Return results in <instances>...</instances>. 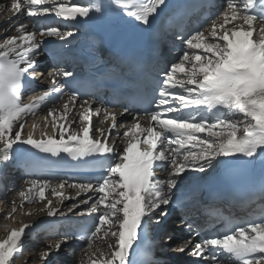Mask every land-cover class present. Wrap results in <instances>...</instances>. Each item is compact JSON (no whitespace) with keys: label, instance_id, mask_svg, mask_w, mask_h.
I'll return each instance as SVG.
<instances>
[{"label":"snow or ice","instance_id":"1","mask_svg":"<svg viewBox=\"0 0 264 264\" xmlns=\"http://www.w3.org/2000/svg\"><path fill=\"white\" fill-rule=\"evenodd\" d=\"M112 2L125 15L144 25L166 6V0ZM5 11L11 16L4 31L14 30L17 35H5L0 42V166L11 162L14 146L19 145H29L52 156L66 153L85 163L89 162L88 157H104L109 161H94L106 169V175L96 185H68L79 189L77 197L81 192L96 194L95 199L89 195L80 200L85 205L93 202L79 215L101 213L95 225L85 229L91 249L85 250L86 264H135L132 257L146 218L154 217L158 224L160 217L167 216L166 206L172 202L173 190L186 170L205 172L219 164L221 157L264 156V0H227L224 10L207 29L201 27L186 38L180 37L185 51L164 73L154 101L158 110L147 113V127L133 117L135 122L123 133L127 142L120 153L108 143L111 129L117 127V114L107 108L94 110L97 115L103 111L105 118L110 119L107 136L104 129H92L93 109L87 100L80 104L83 111L78 119L69 122L70 105L75 107L77 94L75 91L65 94L56 73H48L51 87L47 91L33 96L29 103L22 102L26 83L36 75L34 56L41 47V38L55 36L65 40L73 35L58 27H44L41 21L51 14L65 21L90 18L93 12H103L100 0L89 4L74 0H10V7L0 4V13ZM22 13L31 20L32 30L26 23L12 25V18ZM59 74L66 78L73 75L67 71ZM50 93L61 98L67 95L59 120L52 109L45 117V120L52 118V127L59 138H44L46 133L41 139H35L32 133L22 137L26 121H19L35 114ZM186 109H192L196 115H185ZM80 122H87L82 135L69 131ZM93 131L99 132L102 139L91 138ZM201 133L207 135L202 137ZM161 165L167 166L162 170L170 169L167 180L155 176ZM64 188V182L53 185L48 179H33L19 195L27 203L43 202L46 190L50 189L63 199ZM12 204L11 211L5 214L7 219L14 218L18 210L16 202ZM51 205L52 200L47 199L45 208L49 217L64 215ZM77 206L74 203L69 212ZM33 227L20 222L19 228L7 230L6 238L0 239V264H15L23 251V239ZM188 231V236L173 249L176 253L190 250L191 255L205 264H221L222 257L234 264H264V212L257 219L230 224L225 232L199 241L196 237L200 233L191 224ZM67 240L64 236L50 242L39 253L40 258L47 262ZM106 240L111 242L105 243ZM81 264L85 262L82 260ZM148 264L155 261L149 259Z\"/></svg>","mask_w":264,"mask_h":264},{"label":"bare ground","instance_id":"2","mask_svg":"<svg viewBox=\"0 0 264 264\" xmlns=\"http://www.w3.org/2000/svg\"><path fill=\"white\" fill-rule=\"evenodd\" d=\"M0 4L5 5L6 7H10V0H0ZM227 4V0H220V3L215 7L214 10H212L210 13H204L202 16H200L199 19L197 20H193L192 22H190L186 28V32L183 35H177L174 36V41H172L171 43H169L166 48H165V53L168 54V56L170 55V57L164 62L166 64V69L165 71L162 72V74H164L167 70L168 67L171 66L172 63L176 62L174 56L178 54V52L180 50H182L181 48L184 46L183 44V40L180 37H188L191 33H193L195 30L203 27L205 29H207L209 27V25L211 24L212 20L215 19L216 15L223 11L224 8L226 7ZM225 5V7H223ZM11 16L10 12L5 11L4 13H0V42H2V38L3 36L7 35V36H12V35H17V33L14 30H9L7 32H5L4 30L6 28L9 27L8 23L5 24L4 22H6L8 20V17ZM12 25H17L20 23H26L29 26V30H32V22L28 20L26 14L22 13L19 16L13 17L12 21H11ZM42 41L44 40H50L52 39L49 36H45L41 38ZM53 52V50H49L47 48L40 47V49L38 50V52L36 53V55L34 56V59L36 60V65H39V71L40 72H45L47 75V78L51 80V78L48 76V73L52 72V73H56V80L58 82L59 78L61 77V75L59 73H63L65 72V68H61L59 61L55 60V61H51L49 59V55ZM163 66V65H160ZM159 69H163V67H159ZM161 73V72H160ZM45 90L44 87L40 86L39 89L36 91L37 94L43 92ZM107 96H104V99H87V101L89 102V104L91 105L92 109H93V113H94V118H95V122L92 126V129H107L109 127L110 124V119H106L105 118V114L103 111H101L98 115L95 114V109H108V100L106 99ZM85 101V100H83ZM83 101L81 102H77L75 107L72 108V106L70 105V111H69V115H68V121L70 122L71 120H76L78 119V114L83 111V109H81L80 104L83 103ZM67 102V98L58 104H53V105H48V106H44L42 107V109L38 110L35 112V114H28L27 116H24L21 118V120L19 122H28L29 124L26 125L24 127V130L22 132V137H27V135L29 133H33V125H36L35 129L38 128L43 132H46L48 134H52L54 136L59 137V133L54 130V128L52 127L53 124V120L51 117H48L47 120H45V117H47L48 115V111L49 109L54 110L57 113V120H59V113H61L63 111V104ZM111 112H114L117 114L116 119L118 120V128L121 130L122 135L120 136H113L111 140L108 141V143L110 145H112L113 143H115L114 148L116 150L121 151L124 146L126 145L127 142V138H125L123 136V133L135 122L133 120V117H136L137 119H139L142 123V125L144 127L148 126V119L147 116L140 114V113H129L127 115H124L122 117L121 114L123 113L122 110H110ZM87 124V122H80L77 123L75 125H73L69 131H73V132H77V130L79 129L82 132L83 127ZM99 132H95L93 131L92 133H90L91 137H95V135H98ZM65 138H67V133H65ZM198 150V149H197ZM166 165H161L160 167H157V171L159 174L163 175V179L167 180L168 176H169V170H162L164 168H166ZM214 169V167L207 169L205 172H199V171H195L192 169H188L186 170V172L184 174H182L181 178L178 180V184L177 187L173 190V198H172V202L166 207V211L167 213H169V210H171V208H173V210H176L177 207L179 206V204L181 203L182 200L186 199V200H190V215L188 217H186L183 221H181L178 224L179 229H181L182 231L180 232H174L172 231L173 228V224H172V217H170V219L168 220L167 223L164 222V219L166 216L160 217V223H155V218H146V224L149 225V229L152 227H158L160 224H163L164 226V232L161 235L159 244H156L154 249H155V254L158 257H161L164 259V261H162L160 264H205V262H203L202 260L197 259L195 256L191 255L190 250L189 251H185L183 254L177 253L175 251H173L174 254L178 255V257H181L180 262H170L168 260L169 258V252L164 251L167 247L166 245L168 244L166 242V240L171 241V239L169 238L170 234H172V236H174L173 239H175V243L177 244L178 242H180L181 240L185 239L187 237V234L185 232V226L188 227L190 224L194 227V229L196 231H202L201 230V224L206 220L208 221H212L208 218V216H206L204 214V211L207 210L209 207L208 205H205L204 203V198L199 194V193H195L194 195H192V190H191V185L194 183V179L200 178L205 174H208L210 172H212ZM33 180V179H32ZM31 180H29L28 178H25L24 176H22L21 174H13V177L7 178L6 179V195L4 197H0V239H4L6 238V234H7V230L9 228H19L20 227V222L26 223V224H31V225H39L41 226V223L44 222V220H49L52 217H49L47 214V210L46 212L43 213H39L37 218H33V219H27L25 218V214L29 211H31L33 207L39 206L38 204L40 203H44L47 201V199L50 200H55L56 204H52L51 206L55 209L58 210L59 212H63L64 215L66 217L67 220L64 221L63 225L61 226V228L63 229L62 231L59 230H49V229H44L41 230L39 234H37L36 236L33 237H29V238H25L23 240V251H25V255H31V259H39L40 255H39V251L36 252L34 254H32L31 251V247H29L28 245H25L24 243L26 242V239H38V237L40 238L39 242L42 240H47L45 242L46 246L51 242L54 243L57 240H62V238L64 236L68 237V240L66 243L62 244L61 249L58 252H53V255L48 259L49 261H52L53 259H55V264H62L63 262V254H69V255H73L75 253V247L73 246V244H80L81 240H79L73 233L72 230L75 229V226L78 225V223H82L84 222V217L89 215L88 213L85 212L84 215H79L78 213L83 212V211H72L70 213H67V211H69V208L72 207L71 206H66L68 203H66V199L67 197H77V192L79 191L78 188H73V187H68V185H72L71 183H68L66 181H60V182H64L65 183V188L62 189L61 191L64 192V194L66 196V198H60L58 196H55L51 193L50 189H47L45 192L46 195V200L43 202L40 201H35L32 203H24V201L22 200V198L20 197L19 193L23 190H25L28 187V184ZM59 182H54L52 183L53 185L58 184ZM79 185V183H76ZM84 193L86 192H81L80 194L84 195ZM91 195L93 196V198L95 199L96 194L95 193H91ZM12 201L16 202V206H17V212L14 214V218L12 219H7L5 218V214L10 212L13 204ZM264 203V201L262 202ZM23 204V207H20V205ZM82 204V203H80ZM62 206L61 209H59V206ZM78 207V206H77ZM169 209V210H168ZM76 210V209H75ZM41 212V211H40ZM262 210H253L249 212V215L246 218H242L241 221H247L249 219H255L257 217H259L262 214ZM219 213V211L214 210L212 214L217 215ZM101 214V213H99ZM156 215H159V211L157 210ZM168 215V214H167ZM53 217H62L61 215L57 214ZM164 222V223H162ZM188 223V224H186ZM222 222H217V226L221 225ZM58 232V233H57ZM150 236V234H148ZM147 232H144L141 235V239L145 240L148 237ZM42 239V240H41ZM25 241V242H24ZM153 242L157 241L156 239L153 238L152 240ZM28 242V241H27ZM111 242L110 240H106L105 243ZM84 243V242H83ZM99 243V242H97ZM31 244V243H30ZM33 244V243H32ZM44 244V243H43ZM88 246V243H85ZM36 245V244H34ZM88 251H91V249L87 248ZM22 251V252H23ZM44 251V250H43ZM162 253L166 254L162 256ZM78 257H81V261L83 260L86 264L87 261V257L85 256V252H79L77 253ZM172 256V255H171ZM19 260V259H18ZM47 260V262H48ZM53 262V261H52ZM24 263V261H23ZM22 263V264H23ZM34 264V263H33ZM46 264V261L44 260V263ZM221 264H232L229 262L228 259L226 258H221Z\"/></svg>","mask_w":264,"mask_h":264},{"label":"rangeland","instance_id":"3","mask_svg":"<svg viewBox=\"0 0 264 264\" xmlns=\"http://www.w3.org/2000/svg\"><path fill=\"white\" fill-rule=\"evenodd\" d=\"M223 7H225V5L223 6ZM182 50H180L179 52H178V56L177 55H175L174 56V58H175V60L177 61L181 56H182V54H183V52L185 51V46H183L182 48H181ZM67 196V194L65 195V197ZM89 195H80L79 197H67V199H66V203H68L66 206H71V204L73 205L74 203H76L77 205H78V207L76 208V210L74 209L73 211H85V209L87 208V205L91 202H93V201H89V203L87 204V205H85V204H80V200H84V199H87V197H88ZM55 201H56V199L55 200H52V204L54 205V204H56L55 203ZM47 202V201H46ZM46 202H44V203H40V204H38L39 206H36V207H33V208H31L32 210L31 211H29L30 213H31V215H27V214H25V218H27V219H35V218H37V216H38V214L40 213H43V212H46V208H45V205H46ZM90 203V204H91ZM52 205V206H53ZM63 206V205H62ZM62 206L60 207V209L62 208ZM91 205H89L88 207H90ZM41 209H44V211H41ZM189 210H190V208H189ZM41 211V212H40ZM29 212H27V213H29ZM191 212V211H190ZM67 213H70L69 211H67ZM176 220H179V221H181V220H183V218L182 217H176ZM176 223H178V222H176ZM175 223V221L173 220V222H172V224H173V228H172V231H173V233L174 232H180V231H182L181 229H179V228H177L178 227V224H176ZM63 229L61 228V229H59V231H62ZM58 233V232H57ZM172 233V234H173ZM40 237V236H39ZM38 237V239L40 240V238ZM170 238V237H169ZM173 238V237H172ZM37 238L36 239H30V241H29V239H26L24 242V244L25 245H28L29 247H31L32 249H31V253L32 254H34L35 253V251L36 252H41V251H43V250H46V244H45V242L47 241V240H42V243H41V241L39 242V240H38ZM175 239H171V241H168L167 243V245H166V249L164 250V251H166V252H169V258H168V260L170 261V262H180V260H181V257H178V255H176V254H174L173 253V249L175 248V246H176V243H175V241H174ZM28 241V242H27ZM31 243V244H30ZM33 243V244H32ZM44 243V244H43ZM34 244H36V245H34ZM73 246L75 247V253L73 254V255H69V254H63V262H62V264H81V257H78V254L77 253H79V252H85V250H87V248H88V246H87V244H85V243H83V242H81L79 245L78 244H73ZM26 253H25V251H23L22 253H20L19 254V258H17L16 260H15V264H22L23 263V261H24V263L23 264H25V260H27L28 261V264H43L44 263V260H42L41 258H39V259H37V260H35L34 258L33 259H31V255H25ZM163 255H166V254H164V253H162V256ZM172 255V256H171ZM19 259V260H18ZM53 262L55 261V259H53L52 260ZM204 262V261H203ZM52 264H55V262L54 263H52Z\"/></svg>","mask_w":264,"mask_h":264}]
</instances>
